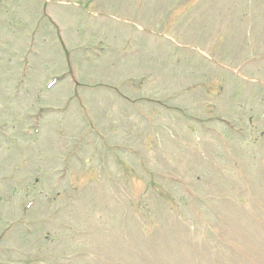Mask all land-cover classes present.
<instances>
[{
	"label": "rangeland",
	"instance_id": "rangeland-1",
	"mask_svg": "<svg viewBox=\"0 0 264 264\" xmlns=\"http://www.w3.org/2000/svg\"><path fill=\"white\" fill-rule=\"evenodd\" d=\"M0 264H264V0H0Z\"/></svg>",
	"mask_w": 264,
	"mask_h": 264
}]
</instances>
